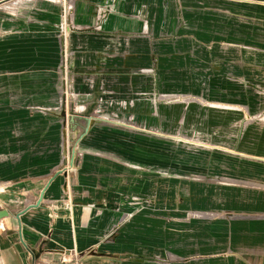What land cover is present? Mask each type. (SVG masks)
<instances>
[{"label": "crops", "instance_id": "1", "mask_svg": "<svg viewBox=\"0 0 264 264\" xmlns=\"http://www.w3.org/2000/svg\"><path fill=\"white\" fill-rule=\"evenodd\" d=\"M104 2L74 0V24L93 26ZM169 3L117 0L101 31L68 37L77 88L92 77V88L134 100L123 119L166 133L196 116L180 105L155 113L137 93L195 86L185 72L200 69ZM58 20L47 0H0V264H61L66 252L76 264H264V217L223 213L222 195L206 201L205 185L185 178L207 162L176 160L174 144L128 126L68 129V114L36 109L59 101Z\"/></svg>", "mask_w": 264, "mask_h": 264}, {"label": "rangeland", "instance_id": "2", "mask_svg": "<svg viewBox=\"0 0 264 264\" xmlns=\"http://www.w3.org/2000/svg\"><path fill=\"white\" fill-rule=\"evenodd\" d=\"M47 1L55 6L59 18L60 53L55 69L59 101L37 110L62 112L63 118L68 114V129L85 128L95 120L171 142L174 159L207 162L192 166L184 175L192 185H205L206 201H212L207 196L217 192L223 198L214 201L221 203L223 213L264 217V0H170L168 11L177 16V32L189 40L191 55L198 59L195 67L200 69L185 72L196 85L171 93H137L150 102L155 113L161 105H180L196 116L181 118L176 131L168 133L134 124L129 114L123 119L122 112L134 100L112 97L101 84L92 88V77L83 74L85 88L76 87L68 37L78 30L101 31L117 0L96 6L91 27L74 24V0ZM146 26L142 22L143 33ZM137 74L150 81L157 79L153 68H141ZM168 153L160 150L159 158L165 159Z\"/></svg>", "mask_w": 264, "mask_h": 264}, {"label": "built area", "instance_id": "3", "mask_svg": "<svg viewBox=\"0 0 264 264\" xmlns=\"http://www.w3.org/2000/svg\"><path fill=\"white\" fill-rule=\"evenodd\" d=\"M77 256L73 252H66L62 255L60 263L61 264H76L77 263Z\"/></svg>", "mask_w": 264, "mask_h": 264}, {"label": "water", "instance_id": "4", "mask_svg": "<svg viewBox=\"0 0 264 264\" xmlns=\"http://www.w3.org/2000/svg\"><path fill=\"white\" fill-rule=\"evenodd\" d=\"M3 1H5V0H3ZM71 120H72V119H71ZM72 159H73V157H72ZM41 197H42V194H41V196H40L38 202L36 203V205L39 204V202H40V200H41ZM7 215H8V213H7L5 210H0V219L3 218V217H6Z\"/></svg>", "mask_w": 264, "mask_h": 264}]
</instances>
